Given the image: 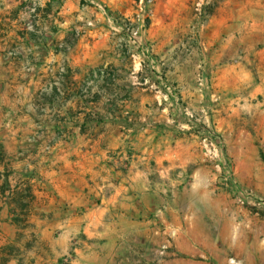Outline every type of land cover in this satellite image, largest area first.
<instances>
[{
    "label": "crops",
    "instance_id": "crops-1",
    "mask_svg": "<svg viewBox=\"0 0 264 264\" xmlns=\"http://www.w3.org/2000/svg\"><path fill=\"white\" fill-rule=\"evenodd\" d=\"M103 3L125 15L134 0H0V264H178L198 252L201 213L232 210L197 174L177 176L184 154L150 125L134 70L105 59ZM231 125L254 151L255 124Z\"/></svg>",
    "mask_w": 264,
    "mask_h": 264
},
{
    "label": "rangeland",
    "instance_id": "rangeland-1",
    "mask_svg": "<svg viewBox=\"0 0 264 264\" xmlns=\"http://www.w3.org/2000/svg\"><path fill=\"white\" fill-rule=\"evenodd\" d=\"M263 3L134 0L125 15L107 3L101 6L114 43L105 59L120 63L121 76H127V66L130 76L134 70L137 98L140 93L150 100V125L184 154L183 162H176L177 176L197 174L200 192H226L232 201L225 217L201 213L195 223L198 252L184 254L178 264H264V205L238 201L251 192L264 202V132L259 130L264 96L258 93L264 81ZM248 22L257 24L255 39L248 38ZM251 41L256 50L248 53ZM238 62L234 68L230 64ZM219 77L228 84L221 92L215 87ZM252 89L258 94L254 100L248 98ZM234 122L248 129L255 124L254 151L240 139L243 133L232 130ZM31 244L25 240L26 247ZM167 250L165 245L162 253Z\"/></svg>",
    "mask_w": 264,
    "mask_h": 264
},
{
    "label": "built area",
    "instance_id": "built-area-1",
    "mask_svg": "<svg viewBox=\"0 0 264 264\" xmlns=\"http://www.w3.org/2000/svg\"><path fill=\"white\" fill-rule=\"evenodd\" d=\"M145 0H141V3H143ZM149 3L154 2L155 0H147ZM238 201L242 203L243 205H253L254 207H259L264 205V202L262 200H259L257 198H254V195L251 192H243V198H238Z\"/></svg>",
    "mask_w": 264,
    "mask_h": 264
},
{
    "label": "trees",
    "instance_id": "trees-1",
    "mask_svg": "<svg viewBox=\"0 0 264 264\" xmlns=\"http://www.w3.org/2000/svg\"><path fill=\"white\" fill-rule=\"evenodd\" d=\"M5 160H6V155L3 152V150L0 149V165L3 164ZM24 197L26 199L31 197V195L29 194V190H27V194H25Z\"/></svg>",
    "mask_w": 264,
    "mask_h": 264
}]
</instances>
